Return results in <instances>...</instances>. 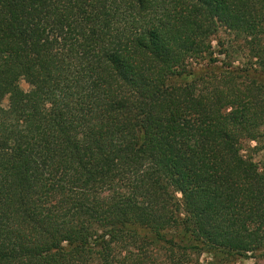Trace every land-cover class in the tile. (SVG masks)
I'll use <instances>...</instances> for the list:
<instances>
[{
	"label": "trees",
	"instance_id": "16d2710c",
	"mask_svg": "<svg viewBox=\"0 0 264 264\" xmlns=\"http://www.w3.org/2000/svg\"><path fill=\"white\" fill-rule=\"evenodd\" d=\"M250 260L264 0H0V264Z\"/></svg>",
	"mask_w": 264,
	"mask_h": 264
},
{
	"label": "rangeland",
	"instance_id": "374dc122",
	"mask_svg": "<svg viewBox=\"0 0 264 264\" xmlns=\"http://www.w3.org/2000/svg\"><path fill=\"white\" fill-rule=\"evenodd\" d=\"M21 87L24 89V90H29V87H28V85L27 84H25V83H22L21 84ZM7 101H5V103H4V105H7ZM256 159H259V158H256ZM209 258L207 257V256H203L202 257V261H206V260H208ZM244 264H254V260H250V261H247V262H244Z\"/></svg>",
	"mask_w": 264,
	"mask_h": 264
}]
</instances>
